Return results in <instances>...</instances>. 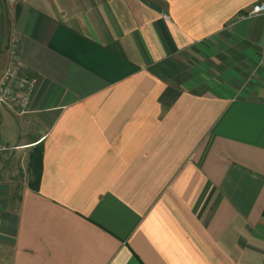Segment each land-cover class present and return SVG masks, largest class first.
<instances>
[{
  "label": "crops",
  "instance_id": "obj_1",
  "mask_svg": "<svg viewBox=\"0 0 264 264\" xmlns=\"http://www.w3.org/2000/svg\"><path fill=\"white\" fill-rule=\"evenodd\" d=\"M258 1L0 0V264H264Z\"/></svg>",
  "mask_w": 264,
  "mask_h": 264
},
{
  "label": "built area",
  "instance_id": "obj_2",
  "mask_svg": "<svg viewBox=\"0 0 264 264\" xmlns=\"http://www.w3.org/2000/svg\"><path fill=\"white\" fill-rule=\"evenodd\" d=\"M244 17L264 16V0L254 3L243 15ZM36 80L21 72L12 61L5 73L0 77V112L2 107H25L28 94L33 90ZM8 147L0 139V156Z\"/></svg>",
  "mask_w": 264,
  "mask_h": 264
},
{
  "label": "trees",
  "instance_id": "obj_3",
  "mask_svg": "<svg viewBox=\"0 0 264 264\" xmlns=\"http://www.w3.org/2000/svg\"><path fill=\"white\" fill-rule=\"evenodd\" d=\"M30 169L32 171V183L31 185L37 189L39 181H40V173H41V148L36 147L31 153L30 156Z\"/></svg>",
  "mask_w": 264,
  "mask_h": 264
},
{
  "label": "rangeland",
  "instance_id": "obj_4",
  "mask_svg": "<svg viewBox=\"0 0 264 264\" xmlns=\"http://www.w3.org/2000/svg\"><path fill=\"white\" fill-rule=\"evenodd\" d=\"M7 201H8V204H7V205H8V206H10V203H11V202H10V200H9V199H7Z\"/></svg>",
  "mask_w": 264,
  "mask_h": 264
}]
</instances>
